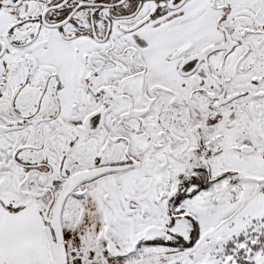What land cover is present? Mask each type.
<instances>
[{"label":"snow or ice","instance_id":"1","mask_svg":"<svg viewBox=\"0 0 264 264\" xmlns=\"http://www.w3.org/2000/svg\"><path fill=\"white\" fill-rule=\"evenodd\" d=\"M0 264H264V0H0Z\"/></svg>","mask_w":264,"mask_h":264}]
</instances>
